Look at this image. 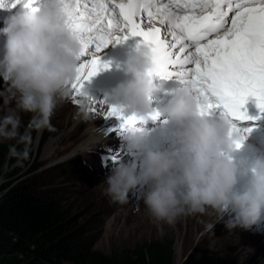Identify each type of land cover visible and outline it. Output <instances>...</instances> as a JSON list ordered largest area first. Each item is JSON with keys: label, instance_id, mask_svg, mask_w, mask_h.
Listing matches in <instances>:
<instances>
[{"label": "clouds", "instance_id": "obj_1", "mask_svg": "<svg viewBox=\"0 0 264 264\" xmlns=\"http://www.w3.org/2000/svg\"><path fill=\"white\" fill-rule=\"evenodd\" d=\"M0 36V143L15 141L9 156L27 159L32 132L51 129L54 110L71 95V84L79 64L80 42L66 27V16L58 0H42L38 11L24 6L12 8L3 18ZM154 55L148 46L137 44L124 62L130 80L119 85L106 100L125 115L147 118L154 110L150 98L155 91ZM91 98L86 92L76 102L78 115L87 119ZM21 113L28 114L22 127ZM161 113L176 125L169 144L160 150L143 146L146 135L140 128L124 130L123 140L132 161L118 163L104 178L110 202L128 203V193H140L144 210L155 220L172 223L178 215L212 214V230L223 220L226 229H248L264 214V158L234 160L240 135L227 117L212 121L201 115V103L191 88H176ZM238 177L244 178L239 187Z\"/></svg>", "mask_w": 264, "mask_h": 264}, {"label": "snow or ice", "instance_id": "obj_2", "mask_svg": "<svg viewBox=\"0 0 264 264\" xmlns=\"http://www.w3.org/2000/svg\"><path fill=\"white\" fill-rule=\"evenodd\" d=\"M8 2L12 8L24 6L34 11L42 4V0ZM58 2L66 16V27L81 46L80 63L70 86L73 98L84 92L85 81L109 67L94 52L138 37V44L148 46L154 55L149 75L174 77L190 87L201 103V115L221 107L225 116L250 119L241 111L249 98L264 112V0ZM5 6L4 0H0V9ZM82 57L87 59L81 60ZM212 98L215 103L210 102ZM91 103L96 104L93 100ZM89 110L94 113L97 108ZM103 115L121 121V130L133 128L145 119L125 115L120 107L111 104ZM158 116L153 111L148 118L155 120ZM231 128L241 140L251 131L233 124ZM235 147L239 149L241 144Z\"/></svg>", "mask_w": 264, "mask_h": 264}, {"label": "rangeland", "instance_id": "obj_3", "mask_svg": "<svg viewBox=\"0 0 264 264\" xmlns=\"http://www.w3.org/2000/svg\"><path fill=\"white\" fill-rule=\"evenodd\" d=\"M4 86L0 80V90ZM76 107H62L52 118L50 130L36 132L29 151L30 164L24 169L25 175L13 184L25 181L30 187L36 186V190L53 189L69 211L72 230L90 243V249L117 256L160 241L170 244L172 264H180L191 253L203 254L211 264H264V214L248 229L236 227L229 231L223 220L233 213L226 211L220 222L209 230L207 225L214 222L210 213L178 215L170 224L153 219L144 210L142 199L134 202L142 187L128 193L126 204L110 202L103 180L118 163H130L132 153L126 143L118 145L113 141L108 148H90L82 154L68 155L81 142L89 122V119L83 121L80 115L69 119V113ZM20 115L22 132L30 117ZM90 115L92 120L99 118L98 112ZM118 132L124 133V130ZM51 140L52 148L47 154L45 149ZM3 142L16 143L14 140ZM4 181L0 176V186Z\"/></svg>", "mask_w": 264, "mask_h": 264}, {"label": "trees", "instance_id": "obj_4", "mask_svg": "<svg viewBox=\"0 0 264 264\" xmlns=\"http://www.w3.org/2000/svg\"><path fill=\"white\" fill-rule=\"evenodd\" d=\"M35 135L32 132L27 159L19 164L20 158L9 156V146L22 150L24 145L0 143V176L5 180L0 186V264H172L170 244L160 241L117 256L90 249V243L72 230L69 211L53 189L36 190L25 181L13 184L30 164ZM180 264L211 262L191 253Z\"/></svg>", "mask_w": 264, "mask_h": 264}, {"label": "bare ground", "instance_id": "obj_5", "mask_svg": "<svg viewBox=\"0 0 264 264\" xmlns=\"http://www.w3.org/2000/svg\"><path fill=\"white\" fill-rule=\"evenodd\" d=\"M5 7L0 9V27H3V18L9 14L12 10L11 4L8 0H4ZM16 0H12V3H15ZM159 26V25H157ZM5 37L0 36V50L3 48ZM138 37H129L123 43L109 44L106 48L102 49L99 53L93 52L95 55L99 56L101 63H107L109 67L107 69L98 71L97 74L91 77L89 80L84 82L83 91L95 101L96 104L91 102L87 106V119H89L88 127L86 129L85 135L79 144H77L73 150L68 154L73 153H85L90 148H108L111 143L114 141L118 145L125 144L123 140V132H118L121 129L119 124L121 121L117 120L114 117H105L103 112L107 110L108 105H110L106 97L110 95L119 85L130 80V77L127 76L124 72V62L127 57L132 54L133 49L138 44ZM87 59L82 57L81 60ZM80 63V61H79ZM163 84L157 85L155 92L152 94L150 101L154 111L159 113V116L152 120L151 118H145L143 121H138L135 127L140 128L146 133L143 143H147L145 148H150L151 150H160L168 146L169 142H162L159 139V136L162 134H170L171 131L175 130V123L167 119L165 115L161 113V110L167 105L168 100L171 98L172 94L162 93L158 94V91L164 88ZM181 86H176V88ZM99 88L104 89L107 94L101 93ZM175 88V89H176ZM100 93H99V92ZM80 99V96L73 98L72 93L69 99H65L58 107L54 110V114L51 117L54 118L61 110L62 107H74L77 106L76 102ZM101 102H105L101 105ZM68 105V106H67ZM92 107H96L99 118L98 120H92L91 111L89 110ZM78 113V108H74L71 113H69V119L76 117ZM90 115V116H89ZM83 119L82 115H80ZM208 118V117H207ZM209 119V118H208ZM83 123V122H82ZM39 138V136H38ZM38 140V139H37ZM53 140L49 141L46 146L47 154L51 151ZM149 144V145H148ZM264 158L263 154L252 145V142L246 137L243 140L241 147L236 149L233 153V159L236 161L240 160H251L255 158ZM238 183L241 185L244 183V178L238 177ZM142 187L144 191L145 186ZM140 196H137L134 202H139ZM136 204V203H135ZM178 219V217H177ZM176 219V220H177Z\"/></svg>", "mask_w": 264, "mask_h": 264}, {"label": "water", "instance_id": "obj_6", "mask_svg": "<svg viewBox=\"0 0 264 264\" xmlns=\"http://www.w3.org/2000/svg\"><path fill=\"white\" fill-rule=\"evenodd\" d=\"M38 136H39V134H37L36 141H37V139H38Z\"/></svg>", "mask_w": 264, "mask_h": 264}]
</instances>
